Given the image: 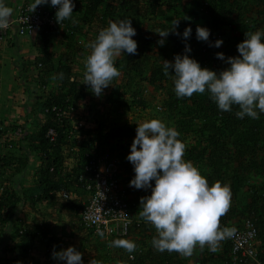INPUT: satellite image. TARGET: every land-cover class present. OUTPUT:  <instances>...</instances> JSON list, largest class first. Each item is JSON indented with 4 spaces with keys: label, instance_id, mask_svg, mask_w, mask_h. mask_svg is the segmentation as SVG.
Here are the masks:
<instances>
[{
    "label": "trees",
    "instance_id": "trees-1",
    "mask_svg": "<svg viewBox=\"0 0 264 264\" xmlns=\"http://www.w3.org/2000/svg\"><path fill=\"white\" fill-rule=\"evenodd\" d=\"M75 4L72 19L61 25L57 21L55 25L46 23L36 41L27 42L39 50L40 56L19 63V71L23 70L21 80L26 86L34 84L49 90L38 101L35 113L38 118L33 120L36 131L24 133L13 147L0 151V186L29 167L32 156L40 161L37 188L25 189L22 198L6 187L0 196V264H21L20 259L5 258V254L17 251L24 259L38 244L52 263L54 251L72 245L83 253L84 260L97 259L102 264H254L233 261L230 254L233 243L229 239L224 240L223 250L218 252L198 246L191 256L158 252L152 246L156 229L139 215L141 197L151 195V190L130 186L135 172L127 156L136 130L131 124L115 125L100 110L102 105L117 112L147 108L152 104L146 98L147 93H155L157 98L156 92H162L157 116L164 117L168 126L179 131V139L186 144L184 158L201 170L210 185L221 181L231 187V207L220 218L221 227L237 229L242 220L254 218L264 250V113H260L259 119L247 116L239 119L238 106H233L231 112L220 111L208 92L177 98L173 79L163 70L164 60L174 62L175 55L185 53L186 45L191 46L189 55L202 67L217 72L229 67L216 54L222 52L226 59L238 56L237 46L246 38L245 33L264 30V0H75ZM120 19H132L137 30L133 37L138 42L137 54L117 58L121 75L113 80L109 93L97 97L89 85L83 84L85 71L79 65L85 69L90 44L100 30L110 21ZM175 21H179L177 31L181 35L170 33L160 46L158 41L163 38L156 31L173 30ZM198 25L211 30L208 42L197 40ZM188 26L192 35L185 40L182 34ZM57 38L69 49L60 58L52 51ZM218 39L224 41L221 47L210 46ZM6 43L8 47L1 48V52L15 45L10 39ZM77 61L80 63L76 64ZM171 71L174 74V69ZM89 98L92 103L89 112L97 110L92 124L75 125V115L90 122L82 114L85 111L79 110L80 102ZM43 114L44 121L40 117ZM3 118L2 113L0 124ZM17 118L11 125L15 130L25 126L23 123L19 126ZM50 129L56 132L54 140L47 136ZM105 153L117 154L120 165L128 172L125 177L120 176L125 183L131 217L126 235L98 234L83 219L89 205L87 186L94 182L93 172L87 169L89 160ZM20 210L27 211L26 219L19 217ZM4 233L8 236H3ZM117 239L135 241L136 251L129 254L112 246Z\"/></svg>",
    "mask_w": 264,
    "mask_h": 264
},
{
    "label": "clouds",
    "instance_id": "clouds-1",
    "mask_svg": "<svg viewBox=\"0 0 264 264\" xmlns=\"http://www.w3.org/2000/svg\"><path fill=\"white\" fill-rule=\"evenodd\" d=\"M10 3L12 7H9L10 4H5V0H0V39L5 43L10 39L12 44H15L18 39L28 37V40L22 39L26 44L25 48L18 50L20 54L27 55L25 57L27 60L40 56L39 50L29 46L27 42L36 41L39 30L46 23L55 25L57 21L61 25L65 20L72 19L76 7L75 0H13ZM51 7L57 10L52 11ZM38 8L45 11L46 14L43 16L46 20L35 27L33 14L37 12ZM7 26L8 28H6ZM178 27L179 21H175L173 30L158 29L156 33L163 38L158 41V44L163 46L166 38L172 32L180 36L181 34L177 31ZM17 35L18 38H16ZM136 35L137 30L133 27L132 19H120L116 22L110 21L108 26L100 30L96 39L90 44L91 52L85 62L83 84L89 85L95 96H102L104 90L112 85L113 80L121 75L116 66L117 58L122 54H137L138 42L133 39ZM182 35L185 40L190 38L192 35L191 26L185 28ZM210 35L209 28L197 26L196 38L198 41L208 42ZM245 36L244 41L237 46L238 56L226 59L224 53L216 54L218 59L226 60V63L230 65L219 72L202 67L198 60L191 57L189 55L191 53L190 45L185 46L183 55H175L174 62L164 60V74L172 77L177 98H191L193 94L208 92L220 111L231 112L233 106H238L237 118L244 119L247 116L259 119L260 113H264V30L246 32ZM223 43L222 39H218L214 45L210 46L219 48ZM68 50L64 47L62 40L57 38L52 51L57 52L60 58ZM4 54L5 51H2L0 58L4 57ZM172 69H174V74ZM16 75L18 76V74ZM16 79L20 84L23 83L24 87L26 86L23 80ZM36 88L37 92H40L35 93L34 87L33 90L31 88L33 92L30 93L34 97L32 101L31 98L27 99L28 101L18 106L20 111L19 108L16 109L14 116L4 115V122L0 124V151H6L8 147H13L14 142L18 141L24 133L36 131L35 127L37 126L33 124V120L38 118V114L35 115L38 101H41L49 90L48 88L47 91H44L38 86ZM75 116L78 121H83L79 115ZM40 117L44 121L45 114ZM76 117H74L73 123L76 121ZM15 118H17L18 125L23 123L25 126L16 130L12 129V121ZM74 124L82 126L78 123ZM136 133L130 154L127 156V160L133 164L135 172L130 186L136 189L151 190V195L141 197L139 215L156 229L157 235L153 237L152 246L158 252H178L183 256H191L196 246L198 249L206 247L213 252H218L223 250L224 240L235 237L237 229L245 228L246 221L249 220L257 230L253 245L254 252L258 259L264 262V250L261 249L259 228L257 224L255 225L254 218L242 220L237 229L221 227L220 218L226 215L231 207V187L221 181L210 185L201 170L192 161L184 158L186 144L179 139V131L168 126L161 119L154 118L138 123ZM47 136H52V140H54L56 132L50 129ZM118 153L121 152L118 151ZM106 154L115 158L120 165L121 161L117 154L105 153L102 156ZM98 158L92 157L89 164ZM39 163L40 161L32 156L29 167L0 186V196L6 187L22 198L25 197V189L29 191L37 188ZM69 163L71 164V161ZM120 167L123 171L122 176L125 177L128 172L125 167L121 165ZM25 175H28V179L25 178ZM17 178L21 181L20 185ZM16 183L20 187L19 190L15 188ZM87 191L90 199L91 192L88 189ZM28 215L26 210L19 211V217L23 220ZM12 224L14 225L13 222ZM7 228L10 233L11 225ZM3 236L6 237L8 234L4 233ZM9 242L10 240H8ZM4 246L5 244L2 247ZM112 246L123 248L129 254L134 253L137 248L135 241L129 239L114 240ZM230 254L235 261L232 246ZM3 256L2 252L1 257ZM22 257V254L17 251L5 254V258L20 259L21 264L49 262L44 254L43 246L40 244L32 247L27 258L21 259ZM82 257L83 253L78 251L75 246L53 252L55 259L53 262L57 259L66 261V264H84ZM39 259L40 261H38ZM89 264H102V261L93 259Z\"/></svg>",
    "mask_w": 264,
    "mask_h": 264
},
{
    "label": "built area",
    "instance_id": "built-area-1",
    "mask_svg": "<svg viewBox=\"0 0 264 264\" xmlns=\"http://www.w3.org/2000/svg\"><path fill=\"white\" fill-rule=\"evenodd\" d=\"M51 10L56 11L57 9L51 7ZM44 14L46 13L41 8H38L37 12L33 14L35 27L46 20ZM87 169L93 172L92 181L94 182L87 186L91 196L89 205L83 213L84 221L87 225L94 226L98 234L126 235L131 217L129 216L125 185L123 179L120 178L123 171L118 161L106 154L98 160H92ZM256 236L257 230L249 220L246 221L245 228L237 229L236 236L229 239L233 243L232 254L235 261L264 264L258 259L253 249Z\"/></svg>",
    "mask_w": 264,
    "mask_h": 264
},
{
    "label": "rangeland",
    "instance_id": "rangeland-1",
    "mask_svg": "<svg viewBox=\"0 0 264 264\" xmlns=\"http://www.w3.org/2000/svg\"><path fill=\"white\" fill-rule=\"evenodd\" d=\"M22 39L28 40L29 38L25 37ZM22 39H18L15 42L14 46L11 45L9 50H5L4 57L0 58V116L2 115V113L6 116L7 114L14 116L15 110L19 108L18 106H21L23 103L28 101L27 99L31 98V101H32L34 97H32L30 92H33L32 91L33 87L36 90L35 93L40 92V91L37 92V88L34 86V84L31 86L27 85L24 87L23 83L20 84L19 81L16 79V78H19V79L22 78L21 75H23L22 73L23 70L19 71L20 70L19 63L23 62L25 57L27 56L26 54H23V53L20 54L18 52L20 48H25L26 46L25 42ZM79 63L80 61H77L76 64H79ZM16 65L18 66V68H16ZM79 69H82L83 71H85V69L81 68L80 65H79ZM16 74H18V76ZM21 86L24 87V88L22 87V90H21ZM20 90L22 91V94H20ZM109 92H110V86H109V89L104 90V93H109ZM160 93H161V97L159 98L158 96L160 95ZM156 95H157V98H155V93H153L152 95L150 93H147L146 98L150 100L152 103L147 108L133 107L132 109L130 108L123 109L124 112L122 111L117 112L113 108L112 109L104 108L102 105L100 114L104 115L105 117L110 118V120L115 125L131 124L135 130L138 127V123H143L145 121H149L154 118H159L162 121L166 122L164 117L157 116V109L161 111V109L158 107L160 105V100L164 96V94H162V92H156ZM96 100L99 101L100 98H97ZM91 104H92L91 99L89 98L88 100L81 101L80 108H79V110L85 111V113H82V114L85 116V118L87 119L90 118V122H86V121L84 122V120L78 121L76 117V121L74 123H78L80 125H83V124L88 125L89 123L92 124L91 118H95V114L97 110L95 111L92 110L91 112H89V109L91 108ZM18 110L20 111V108ZM124 143H126V141ZM127 145H130V144H127ZM25 178L28 179V175H25ZM17 181L20 185L21 181L19 178H17ZM15 188L16 190L20 189L17 183L15 185ZM45 213H47V210H45ZM70 246L72 245L67 246L65 249H67ZM90 260H93V259H90ZM38 261H40V259ZM83 261H84V264H89L90 262L88 259L87 260L83 259ZM43 264H66V261L56 260L53 263L45 262Z\"/></svg>",
    "mask_w": 264,
    "mask_h": 264
},
{
    "label": "crops",
    "instance_id": "crops-1",
    "mask_svg": "<svg viewBox=\"0 0 264 264\" xmlns=\"http://www.w3.org/2000/svg\"><path fill=\"white\" fill-rule=\"evenodd\" d=\"M10 1H13V0H5V4H7V5L10 4L9 7H12ZM14 1H15V0H14ZM5 47H8L7 43H5L4 41H2V40L0 39V49H1V48H5ZM0 53H1V50H0ZM254 179L256 180V178H254ZM257 179H258V178H257Z\"/></svg>",
    "mask_w": 264,
    "mask_h": 264
}]
</instances>
